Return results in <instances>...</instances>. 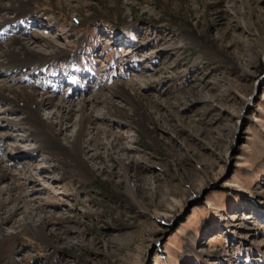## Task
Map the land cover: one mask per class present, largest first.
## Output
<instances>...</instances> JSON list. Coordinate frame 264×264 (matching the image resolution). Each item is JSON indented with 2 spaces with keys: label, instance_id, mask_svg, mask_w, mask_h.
<instances>
[{
  "label": "rangeland",
  "instance_id": "374dc122",
  "mask_svg": "<svg viewBox=\"0 0 264 264\" xmlns=\"http://www.w3.org/2000/svg\"><path fill=\"white\" fill-rule=\"evenodd\" d=\"M26 3L1 14L0 45L39 54L0 64V81L87 99L92 170L6 154L33 142L7 134L23 112L0 100V159L24 206L2 225L0 264H264V0Z\"/></svg>",
  "mask_w": 264,
  "mask_h": 264
},
{
  "label": "bare ground",
  "instance_id": "6f19581e",
  "mask_svg": "<svg viewBox=\"0 0 264 264\" xmlns=\"http://www.w3.org/2000/svg\"><path fill=\"white\" fill-rule=\"evenodd\" d=\"M30 1L32 0H0V16L3 13H18L23 7L26 6V2ZM15 45H18L19 47H15ZM0 50V56L2 57L0 64L6 65L8 70L24 68L28 65V63H30V56L36 58L39 54V52L37 54L35 51L36 49L34 50L29 46V43L21 41L19 38L10 39L9 42L6 43V46L0 45ZM3 58L4 62H6L5 64L3 63ZM46 95V93H41L34 89L29 90L24 86L16 87L10 83L8 84L6 81H0V100L7 99L9 101V104L5 107V109L13 110V108L17 107L23 112V117L20 119H10L5 117L9 122L7 134L10 135V131L13 130H19L23 132L18 128H27V132H23L22 136L27 138L31 143L33 142L30 147L25 149L22 148L20 151L18 150L14 152L8 148L6 154L11 153L12 155H20L24 154L25 152L30 154L33 152H43L45 154L44 156H54L58 160L67 163L73 173L82 174L86 173V171L90 172L92 169L89 168L87 161L85 160L83 144L84 137L90 129L92 119L97 115H92V113L89 112L87 113V110L90 108H88L89 105L87 99H80V101L77 103L72 101H62L60 99L57 101L51 99L52 101L49 102V99L46 97ZM49 105H54V109L46 118L42 117L40 112L41 109L46 107L48 108ZM73 111L80 112L79 119H77L76 124H74L75 126L73 125L74 127L70 125L71 128H73V133L70 138L67 139L68 144L65 145L62 142L61 136L65 134V130L69 127V125L66 123V120ZM29 138H31V140ZM112 144L114 145V142H112ZM0 145H2L1 136ZM121 148L123 149V147ZM44 158L46 159V157ZM43 167L47 166H42L41 171H37L36 173L32 169L28 168V174H26L25 178L31 183H36L38 180L36 177L37 174L41 175L47 173V169ZM24 171L25 168L23 169V172ZM10 174L11 172L9 169L4 167L3 159H0L1 233L3 230V223L6 222L7 219H12L15 217L16 214H18L19 211L24 207L21 205V197H19L20 195L14 191L15 187L10 184V180H12ZM2 184H6V186L2 188ZM16 184L18 185V183ZM16 184L15 186H17ZM5 212L9 214L8 217H3ZM34 219L35 218L33 215L23 214L19 221L33 228V226H35V224H33L35 221Z\"/></svg>",
  "mask_w": 264,
  "mask_h": 264
}]
</instances>
